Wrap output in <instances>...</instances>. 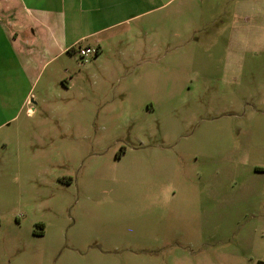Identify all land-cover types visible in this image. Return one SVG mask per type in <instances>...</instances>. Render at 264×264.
<instances>
[{"label":"rangeland","instance_id":"1","mask_svg":"<svg viewBox=\"0 0 264 264\" xmlns=\"http://www.w3.org/2000/svg\"><path fill=\"white\" fill-rule=\"evenodd\" d=\"M153 5L149 62L0 90V264H264V0Z\"/></svg>","mask_w":264,"mask_h":264},{"label":"crops","instance_id":"2","mask_svg":"<svg viewBox=\"0 0 264 264\" xmlns=\"http://www.w3.org/2000/svg\"><path fill=\"white\" fill-rule=\"evenodd\" d=\"M154 8L153 0H0V90L18 95L52 64L50 78L68 72L80 46L95 47L97 57L114 63L149 62L154 45L148 13ZM138 16L142 22L128 33L118 30ZM124 35L130 44L122 49Z\"/></svg>","mask_w":264,"mask_h":264},{"label":"built area","instance_id":"3","mask_svg":"<svg viewBox=\"0 0 264 264\" xmlns=\"http://www.w3.org/2000/svg\"><path fill=\"white\" fill-rule=\"evenodd\" d=\"M77 51L79 53V56L82 59H86L89 55H96L98 53V49L95 47H78Z\"/></svg>","mask_w":264,"mask_h":264}]
</instances>
